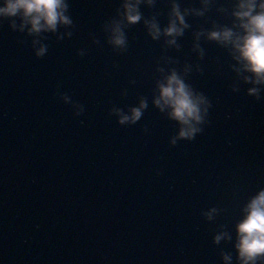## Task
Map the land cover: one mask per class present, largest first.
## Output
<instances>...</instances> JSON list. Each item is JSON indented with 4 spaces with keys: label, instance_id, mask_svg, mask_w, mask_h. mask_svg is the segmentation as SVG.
Wrapping results in <instances>:
<instances>
[{
    "label": "water",
    "instance_id": "1",
    "mask_svg": "<svg viewBox=\"0 0 264 264\" xmlns=\"http://www.w3.org/2000/svg\"><path fill=\"white\" fill-rule=\"evenodd\" d=\"M68 3L73 34L43 33L42 57L32 37L0 23V264H223L221 250L237 264L233 241L212 237L223 225L234 240L242 205L264 187V99L248 96L250 85L231 90L234 62L223 48L202 38L203 59L192 51L193 31L210 27L206 17L228 18L215 7L186 17L179 50L164 49L142 23L130 25L121 52L102 30L120 0ZM140 10L167 23L168 0ZM185 63L202 69L186 82L211 107L195 139L171 145L176 122L151 96L158 65ZM57 93L83 105L82 114ZM140 96L148 99L142 118L118 124L109 110L127 111ZM210 207L219 210L211 221L202 215Z\"/></svg>",
    "mask_w": 264,
    "mask_h": 264
},
{
    "label": "clouds",
    "instance_id": "2",
    "mask_svg": "<svg viewBox=\"0 0 264 264\" xmlns=\"http://www.w3.org/2000/svg\"><path fill=\"white\" fill-rule=\"evenodd\" d=\"M156 0H120L115 16L102 25L106 33V42L114 50L125 51L128 39L125 29L142 23L147 35L154 41L162 40L164 49L179 50L178 37H182L191 25L186 17H206L213 7L216 12L228 18L227 23L208 19L210 27H201L193 31L192 51L203 59L205 50L201 39L214 42L223 48L230 60L228 66L235 73L236 80L231 86L233 92L240 91V85H250L245 89L248 96L256 100L264 99V0H228L227 6L218 0H199V7H183L179 0H168L169 11L167 23L161 26L156 14L145 17L140 6L149 8ZM69 12L68 0H0V23L7 20L11 30L22 32L32 37L31 46L36 57L46 54L48 46L42 41L47 39L43 33H53L57 40L71 37L74 22ZM64 28L61 32L59 29ZM99 44V40L93 39ZM38 45V47H37ZM83 49L77 55L83 56ZM165 64L178 63L172 57L163 56ZM201 72L199 64L185 63L180 70L175 67L157 66L159 77L155 79L151 104L168 120L176 122V132L169 138V144L175 145L178 140H193L203 131L207 123L210 100L186 82V77L193 71ZM61 100L70 103L74 115H81L84 106L70 99L65 93H57ZM148 108L147 97L140 96L135 106L127 111L113 106L109 112L116 117L120 125H131L138 122L144 110ZM218 209L210 207L202 212L205 219L211 221ZM241 218L234 224L235 238L228 231L216 232L212 241L219 244L222 240L233 241L237 264H264V187L249 196L242 205ZM223 264H232V254L221 250Z\"/></svg>",
    "mask_w": 264,
    "mask_h": 264
}]
</instances>
